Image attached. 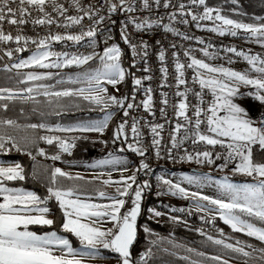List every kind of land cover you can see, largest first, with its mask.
Wrapping results in <instances>:
<instances>
[{
    "label": "snow or ice",
    "instance_id": "1",
    "mask_svg": "<svg viewBox=\"0 0 264 264\" xmlns=\"http://www.w3.org/2000/svg\"><path fill=\"white\" fill-rule=\"evenodd\" d=\"M233 5H238L239 0H230ZM106 5L103 9L107 15H101L100 8L89 7L85 9L80 0H71L72 7L77 12H83L84 15H67L69 11L59 0H0V45L14 42L16 47L8 49L4 52L9 58H12L14 53H22L28 50L29 45H34L35 49L32 55L26 59H19L17 63L11 67L15 69L24 68H56L60 69L68 66H82L93 60L95 55H73L68 56L67 53H57L51 50L53 42L72 41L80 43L85 38H94L97 34L99 24L105 19H110L117 12L125 14H133L142 10H150L153 4L161 5V0H141L139 6L137 0H102ZM171 0H165L163 7L169 8ZM192 5L203 7L202 12H193L190 7L186 8L184 3L178 5V11L173 12L168 17V23H164V18L151 19L149 17H138L129 15L125 23L121 25V39L128 44L135 56L144 58L148 54L149 45L144 42L133 43L128 32L129 26H132L138 33H143L153 28H163V31L174 33L177 36H182V33L176 30L173 26V21H176L179 15V22L188 24L189 20L185 17H190L191 21L196 23L197 28L217 33L220 36L231 35L237 36L240 33L245 35L246 39L254 40L255 43L264 47V22L261 23H245L237 19L229 18L222 14V9L208 6L207 0H190ZM236 12V9L232 10ZM37 13L38 15H33ZM56 13V16H53ZM87 16L93 21V26L86 30L81 28L79 34H53L51 31L43 37H28L21 34L22 29L19 27L25 24L33 26L57 25L65 29L73 25H81L84 17ZM58 17H64L66 23H61ZM264 21V18H256ZM7 21L9 25L17 26V34L13 36L10 32L5 33L3 24ZM209 21L212 23L211 28H206L201 22ZM115 23V21H111ZM184 39H191L183 36ZM91 43V42H90ZM203 44L204 41H199ZM171 47L176 48L175 44ZM0 51H4L0 48ZM190 51H185L184 55L189 58V63H181L179 53L174 52L176 58L175 71L177 89L181 85H186L185 68L194 69L193 83L200 85V90L193 92L196 97V103L189 102V92L187 87L183 91L178 90L176 96L180 97V102L173 104L175 109L177 123L173 128L171 135V146L173 149L180 147L182 141L191 140L193 144L203 142L206 145L220 146L225 149V153H216L213 157V151L203 150L189 153L184 149V155L181 160L196 162L197 164H214L216 160L223 159L224 163L219 165L221 169L234 163V173H239L253 178V183H245L242 185L225 183L221 185L224 191L228 194V201L224 199L212 198L202 195L198 192L189 193L179 183H172L171 180L159 177L166 186V192L173 196L179 195L182 198H193L197 200V208L205 213H215L228 225L233 232L242 233L247 237L254 238L264 244V162H256L253 159V147L259 145L257 151L264 152V121L255 122V118L249 116L245 108L239 106L235 100L242 99L245 95L252 97L260 104L264 105V59L259 55L246 54L236 48H228L227 52L233 53L236 56L243 57L251 66L252 70L259 75L255 78L251 77L247 72H239L225 68L223 66L215 67L208 63L190 55ZM204 55L210 53L205 49ZM122 50L118 45L108 47L99 56L101 67L93 72L87 73L82 77H77L71 80L72 83H80L86 85L77 89L66 90H50L52 86L40 85L38 87H27L13 91L11 89L0 88V101H11L21 99L24 101H36V95L44 97H55L57 100L62 97H80L84 101L97 106L100 110H104L113 105L124 110V116L129 115L128 110L134 105L127 103V97L117 98L115 95H107V84L115 87L116 84L125 79V69L121 66L120 60ZM159 60L163 64L166 59V52L162 49L159 52ZM53 61V62H49ZM161 72L163 78L167 79L168 69L162 67ZM53 79L51 73L37 74L29 73L26 76V82H37ZM151 79V77H148ZM63 81H58L62 83ZM140 79L135 80V85H140ZM240 86H251L255 91L241 93ZM211 95L210 101L205 100V91ZM151 88L146 89L147 98L142 102V106L146 112H152V96ZM52 103L51 100L48 101ZM165 107L169 101L165 94L162 99ZM4 110H7L8 104L0 105ZM189 111L192 115L189 116ZM225 113L220 115V113ZM161 113L166 115L165 108L161 109ZM60 115V112H54ZM182 118L183 123L179 120ZM112 119L111 113H106L102 120L88 121L76 124L74 126H50L45 123L30 124L28 127L37 130L44 129L48 133L57 132H96L101 135L108 127L109 121ZM126 121L121 122L114 132V140L123 138L127 140L125 133ZM201 125L206 126L208 134L201 132ZM7 126L8 128L18 127L16 121L0 120V128ZM163 125L155 124L150 126L152 133V146L156 150V155L160 156V131ZM184 130V135L178 139V134ZM132 139L134 143L128 144V149L132 152L145 156V150L141 143L142 134L139 128V122L133 121L131 125ZM49 145L56 143L61 152L71 154V149L75 147V139L69 142L56 135H44L38 137ZM36 141L33 140L32 143ZM106 143V141H100ZM11 145L16 151H23L15 138L11 135L0 133V153L11 151L7 145ZM123 150V149H122ZM31 155V152L27 153ZM39 155L45 156L43 149L38 152ZM169 158L175 159L172 151H168ZM34 158V157H33ZM53 161L59 160L60 155H52ZM120 163V161H115ZM99 166V165H98ZM127 170V169H125ZM144 170L150 171V166L147 163H141L137 172ZM35 175V173H34ZM64 177L68 180H83L81 176H72L70 173L63 171L60 168H55L51 172L50 185L47 188L48 195L41 197L33 191H27L22 187H10L7 182L24 181L26 179L23 166L18 162L0 161V264H83V259L88 256L95 255L100 249H106L118 254L120 264H147V256L150 255V250L141 255L139 262L134 261L132 257V248L137 241V220L142 211V198L145 190L151 187L146 181L137 184V176L134 172L132 176L124 177L118 181L111 179L102 180L101 183L107 186H115V193L109 195L101 189H94L92 192L77 187H64L58 178ZM205 177L186 176L182 180L188 183H197ZM99 179V177H97ZM130 181V182H129ZM85 183H94V181H86ZM136 185L133 189V185ZM131 196V207L121 212L125 204L128 202L124 197ZM55 200L64 217L61 225V230L64 233H71L75 236L81 248H74L69 238L60 235L53 230L45 234H37L35 231L29 230L30 225L47 226L49 228L55 223L53 219L47 218L50 213V208L47 206L49 200ZM93 199H99L104 202H92ZM199 201H205L208 205L214 206L208 208ZM150 213L149 219L164 215L161 211L155 208H148ZM171 211H185V209L172 208ZM173 222H180L177 217H170ZM105 223H111V228H103ZM146 233L152 234L147 227L144 228ZM201 235L204 233L201 231ZM224 237L223 231L220 233ZM228 237L214 238L211 235L207 236V240L213 244L220 246L224 250L236 253L237 256L232 259L243 256L252 258L254 253H259V259L264 261V248H257L252 244L243 243L236 240L235 243L227 242ZM246 249H251L247 251ZM196 257H201L200 260L183 257L185 260H190V264H229V259H225L223 255H206L204 252L187 249ZM244 264H248L247 260Z\"/></svg>",
    "mask_w": 264,
    "mask_h": 264
},
{
    "label": "trees",
    "instance_id": "2",
    "mask_svg": "<svg viewBox=\"0 0 264 264\" xmlns=\"http://www.w3.org/2000/svg\"><path fill=\"white\" fill-rule=\"evenodd\" d=\"M88 1V0H84ZM190 1V0H187ZM208 6L222 9V14L227 15L229 18L237 19L245 23H261L264 21L258 20L256 18H264V0H239L238 5H233L230 0H207ZM236 9V12L232 10ZM114 34L116 41L119 42L123 51V66L126 70V87H125V97L128 99L126 103H132L138 106L142 93L139 87H135L134 78L140 75L139 66L133 63L134 59L131 56L129 48L121 42L120 33L118 30L119 23L115 22ZM243 34V33H242ZM210 44H214L217 50L224 48L223 44L216 41H209ZM33 50V49H32ZM32 50L23 52L21 54H14V58L20 56H28ZM182 57V53H180ZM6 66V61L0 56V88L8 86V81L6 77H11L7 74L4 67ZM141 67V66H140ZM138 72V73H137ZM12 84L15 83L14 80L11 81ZM57 81H51L50 84H54L55 89H67L72 88L71 84H61L58 85ZM57 87V88H56ZM51 100L52 103L49 104L48 101ZM8 104L7 110L0 107V120H14L16 121L18 127L8 128L4 126L0 128V133L11 135L15 138L19 146L24 149L23 151H16L11 145H7L11 148V151L7 154H3L7 161H13L20 163L25 172L26 179L24 181H15L8 183L11 187H22L25 190L33 191L45 197L48 195L47 188L50 185L51 172L55 169L54 165L49 161V163L42 161L41 155L38 154L40 149H43L46 153V157L50 159L52 155L59 154L60 159L55 160L59 162H88L90 160L91 153L96 149V146L100 143L93 142L89 138H85L80 134H68V133H48L44 130H33L28 126L30 124H41L45 123L50 126H72L74 124L91 121L98 119L101 116L99 112L100 109L90 104L88 101H84L80 97H62L58 100L55 97H44L39 96L36 101L26 102L21 99L15 100H5L0 101V105ZM54 112H60V115L54 114ZM118 119L112 121L109 132L108 139L110 141L114 140V132L116 131ZM44 135H56L69 142L75 139V147L71 149V154L61 152L58 145L53 143L52 145L47 144L38 137ZM35 140V143L32 141ZM120 140V139H119ZM115 140V142L119 141ZM260 146L255 145L253 147V159L256 162H264V152L257 151ZM31 152V155L27 153ZM127 153L130 159H135L136 155L133 153ZM2 155V154H1ZM34 157V158H33ZM176 159V158H175ZM175 161V160H174ZM170 169L177 171H187L188 169L183 164H175L169 167ZM35 173V175H34ZM233 181H238L241 183L250 182V178L244 177H229ZM58 181L61 185L66 187L77 186L82 183V180H68L64 177H59ZM147 182L151 185L150 188L145 190L142 198V211L137 220V241L132 248V257L134 261L139 262L140 257L143 253L150 250V255L147 258V264H190V260H185L183 257L177 255L165 244H160L158 242L154 243L151 239L152 237L144 231V224H149L153 229L157 230L162 234L173 235L177 239L184 241L185 243L205 252L212 254H220L228 257L237 256L236 253H232L228 250L222 249L220 246L213 244L207 240V236H220L221 231L224 233V237H229L233 240H240L243 243L252 244L257 248H264V244L260 241L247 237L242 233L233 232L232 229L225 225L224 222L218 218L212 221H202L200 215L194 213L192 217H189L188 211H183L182 216H184L189 223L185 222H166L164 224H157L149 221L148 219V208L152 207H162L163 209H172L173 207L180 208L181 206L186 209V205L179 203H172L158 194L156 187V182L153 179L143 178L141 183ZM48 206L53 215V220L55 223L51 228L47 226H31L29 230L35 231L39 234H45L50 231H57L61 235H65L69 240L76 246L78 240L70 233H64L61 230V225L64 221L62 210L60 209L58 203L53 199L49 200ZM203 223L207 228L200 227L198 224ZM201 231L204 235H201ZM258 254V253H257ZM195 260H200L194 258ZM237 260H247L252 264H264L259 258H246L239 256L235 258Z\"/></svg>",
    "mask_w": 264,
    "mask_h": 264
},
{
    "label": "built area",
    "instance_id": "3",
    "mask_svg": "<svg viewBox=\"0 0 264 264\" xmlns=\"http://www.w3.org/2000/svg\"><path fill=\"white\" fill-rule=\"evenodd\" d=\"M81 4L85 9L90 6L93 8H100L101 15H107V13L103 10L106 9V5L102 3V0H80ZM141 0H137V5ZM165 0H161V5L156 6L153 4V7L150 10H142L133 14H125L124 12H117L113 14L110 19H105L103 23L96 26L97 34L94 38H85L80 43H74L72 41H63V42H53L51 45V50L57 53H67L68 56L73 55H92L93 51L99 47L101 43V35L105 30L110 29L114 23L111 21H115L119 23L120 29L121 25L125 23L126 19L129 15H135L138 17H149L151 19L164 18V23H168V17L173 13L178 11V5L180 3H184L186 8L190 7L193 12H202L203 7L199 5H192L190 1L187 0H171L170 7L164 8ZM59 3L63 4L66 8L69 9L67 15H84L83 12H77L74 7H72L71 0H59ZM33 15H38L37 13H33ZM53 16H56V13H53ZM189 20L188 24H182L179 22L180 17L177 16L176 21H173V26L177 31L182 33V36H177L174 33H168L163 31V28H153L147 30L143 33H138L134 30L132 26H129L128 32L130 34L131 40L133 43L144 42L149 45L148 54L146 57L141 58L140 56H135L134 58L138 62V64L144 70L146 74V80L142 84L141 93L142 98L138 106H135L132 109H129V115L127 117L124 116V110L122 109L119 113L118 124L123 121H126L125 133L128 137L127 140L121 138L117 142H113L110 147L111 154H120L124 152H129L136 154L128 149L129 143H134L132 139L131 133V125L133 121L139 122L140 132L142 134L141 143L145 150V156H140L141 163H147L150 166V171H139V178H152L155 171L160 168L166 161L169 160L168 151L171 150L172 154H179V156H183L184 149H187L189 153L194 151H203L209 150L214 151L218 149V146L215 149H212V146L206 145L203 142L193 144L191 140L182 141L181 145L177 149H173L171 146V135L173 134V128L177 123V117L175 109L172 107L173 104H177L180 102V97L176 96V92L178 90L183 91L185 87L190 89L189 92V102L196 103V97L193 96V92L200 90V85L198 83H193V76L195 74L194 69L185 68V80L187 81L186 85H181L179 89H177V81H176V71H175V63L176 58L173 56V53H184L185 51H199L204 52L203 50H207L209 52H213L216 50V46L214 44H210L209 41H216L223 44L224 48L221 49V53L225 54L229 59L234 61H243V57L236 56L233 53H229L226 51L228 48H236L239 51H244L245 48L250 47L251 40L246 39L245 35L240 33L237 36L224 35L220 36L217 33H213L211 31L205 30L204 28H197L196 23L191 21L190 17H185ZM61 23H66L64 17H58ZM206 28H211L212 23L209 21L201 22ZM93 26V21L90 20L87 16L84 17L81 25H73L70 28L58 27L57 25H44V26H33L32 24H25L19 26L22 29L21 34L28 37H43L51 31L53 34H79L81 28L87 29ZM3 28L5 33H11L13 36L17 34V26L9 25L7 21L4 22ZM183 36L190 37L191 39H184ZM199 41H204L203 44L199 43ZM91 42V43H90ZM175 44L177 47L173 48L171 45ZM16 45L14 42H9L3 45H0V48H3L4 51H0V56L6 61L9 57L4 55V52L8 49L15 48ZM34 45H29L28 50L30 51L34 49ZM164 50L166 52L165 62L162 64L159 60V52L160 50ZM24 51V52H26ZM23 53V52H22ZM16 54V53H14ZM20 54V53H17ZM181 63H189L187 59H180ZM167 67V79L163 78L161 68ZM151 77V79H148ZM151 88L150 95L152 96L153 104H152V112H146L142 106V102L146 100L147 93L146 89ZM205 91V100L210 101L212 99L211 95L207 90ZM167 95V99L169 104L167 107L162 103V99L164 95ZM165 108L166 115L161 113V109ZM264 113V108L259 104H250L249 114L252 118L259 119L262 118V114ZM192 115V112L189 111V116ZM180 123H183L182 118L179 120ZM155 124L163 125V129L160 131V135L158 139H160V156L156 155V150L152 146V133L150 131V126ZM201 132L206 134V126L201 125ZM184 135V130L182 129L181 133L178 134V139ZM123 149V150H122ZM140 163V164H141ZM135 188V187H134ZM171 215L172 217L182 218V213L180 211H171V209H166L163 211Z\"/></svg>",
    "mask_w": 264,
    "mask_h": 264
},
{
    "label": "rangeland",
    "instance_id": "4",
    "mask_svg": "<svg viewBox=\"0 0 264 264\" xmlns=\"http://www.w3.org/2000/svg\"><path fill=\"white\" fill-rule=\"evenodd\" d=\"M118 30H119L120 38H121L120 26L118 27ZM121 42L129 48V50L131 52V56L134 59L133 63L135 65L139 66L140 75L138 77L134 78V85H135V80L140 79L142 81V83L138 86L135 85V87H139V89H141L142 84L146 80V74L144 73V70L142 69V67H140V65L138 64L136 59L134 58V55H133L132 50L129 47V45L125 44V42L122 39H121ZM250 44H251V46L245 48L243 52H245L246 54H251V55H259L262 59H264V47H261L259 44L255 43L254 40H251ZM113 45H118L121 48V45L119 44V42L116 41V37L114 34V26H112L110 29L102 32L101 43H100L99 47L93 51V54H92V55H95L96 58L89 61L88 64H85L82 66L73 65V66L63 67L60 69H56V68L44 69V68H36V67L24 68V69H15L11 66L13 64L17 63L19 59L29 58L32 55V52L35 48L32 50V52L28 56L23 57V56L19 55L18 57L14 58V55H13L12 58H8L6 60V66L4 67L6 73L11 75L10 78L6 77V80L8 81V86L4 87V88L11 89L13 91H17V90H21V89H26L27 87H30V86L31 87H38L40 85H45V86H52L50 90H53V91L60 90V89H55L53 86L54 84L49 83L52 80L53 81L56 80L57 81L56 83L58 85L71 84L72 88H67V89H77L79 87H84L86 85H83L80 83H72L70 81L75 80L77 77H82L85 74L93 72L96 69L100 68L101 67V60H100L99 56H102L103 52L108 47H111ZM121 50H122V48H121ZM209 53H210V55L205 56L204 52L190 51L191 56L195 57L196 59H200V60L204 61L205 63H208L211 66H215V67L223 66L225 68H229L231 70L239 71L242 73L247 72L253 78H255L259 75L257 72L252 70L251 66L249 65V63L245 59L243 61H239V62L231 60L225 54L221 53V50H217V49L215 51L209 52ZM180 59L189 60V58L186 57L184 55V53H182V57L180 56ZM49 62H53V61H49ZM120 63H121V66L125 69V67L123 66V51H122ZM33 72H35L37 74L51 73L53 76V79L37 81V82H26V83L21 82V81H26L27 74L33 73ZM126 75L127 74H126V70H125V79L122 82L116 84L115 87H113L111 84L106 85L107 90H108L107 95H109V96L115 95L117 98H124L125 97ZM262 78H264V77H262ZM12 80H14L15 83L12 84V82H11ZM58 81H63V82L58 83ZM62 90H66V89H62ZM251 91H255V89L252 88L251 86H247V87L240 86V92L241 93H248ZM34 95H36V98H38L39 96H43V95H39V94H34ZM31 101L32 100H28L26 102H31ZM235 102L239 106L245 108L248 113H249L250 104L255 103V104L262 105L258 101L254 100L252 97L247 96V95H245L244 98H242V99H236ZM126 105H127V103H125V107H126ZM262 106L264 108V105H262ZM121 110H122V108L113 105L109 108L104 109L103 111L100 110L99 112L101 113V116L98 119L91 120V121L102 120L104 118V116L106 115V113L112 114V119L109 121L108 127L105 129V131L102 135L100 133H96V132H89V133L60 132V133L80 134L85 138H89L94 142L100 143V145L97 146L96 149L91 153L90 160L91 159L95 160V159L100 158L102 156L101 153L105 150H108L109 155H115V154L110 153V147H111L112 143L115 142V140L110 141L108 139V132H109L112 121L118 119L119 113L121 112ZM224 114L225 113H223V112L220 113V115H224ZM249 116H250V114H249ZM260 121H264V113L262 114V118L255 119L256 123H259ZM85 122H88V121H85ZM80 123H82V122H80ZM77 124H79V123H77ZM118 125H117V127H118ZM72 126H74V125H72ZM62 127H68V125L62 126ZM40 130H44V129H40ZM206 134H208V133H206ZM100 141H106V143H101ZM7 153H9V152H7ZM7 153H0V161L13 162V161H7L4 158L3 154H7ZM216 153L224 154L225 149L221 148L218 145V149L213 151V157H215ZM123 154L127 155L130 159V156L127 153H123ZM117 155L118 154H116V156ZM134 155H136V154H134ZM173 156L176 157V159L169 158L168 161H166L160 168H158L155 171L153 177L150 179H153L156 182V187L158 190V194L160 196H162L163 198H165L166 200H168L172 203H179L182 205H186L185 211H188L189 217H192V215L194 213H196V214L200 215V219L202 221H205V220L212 221L214 219L219 218V216L216 215L215 213H205V212L200 211L196 206L198 203L197 200H195L193 198H182L179 195L173 196L171 194H168L166 192V186L163 185V183L160 179H158L159 177H163L164 179L171 180L172 183H174V184L179 183L189 193L198 192L202 195H206V196H209L212 198L224 199L226 202L228 201V194L221 187V185L223 183H225L226 178H227V181H226L227 183H232V184H237V185H242L245 183H253L254 182L252 177L242 175L239 173H234L233 172V168L235 167L234 163H230V164H228L227 167L221 169L219 167V165L224 163L223 159L216 160L214 164H207V163L197 164L194 161L189 162L187 160H181L180 157H182V156H179V154H175ZM41 159H42V161H45L47 163H49V161H50L54 165V167L56 165L60 166L59 161L49 160V158H47L46 156H43ZM130 160L135 165L137 184H141L142 179L139 178V172L136 171L137 168H139V166H140L141 158H140V156L136 155L135 159H130ZM114 163L115 162H110L109 164L112 167H115ZM173 163L183 164L188 170L187 171H177V170L170 169L169 167H171V165H173ZM104 176L106 177V179H113L115 177L118 178L119 175L115 174V171L110 168V169H105ZM186 176L205 177V178L200 179L199 185H197V183H195V182L194 183H188L187 181L182 180V178L186 177ZM229 177L250 178L251 181L241 183L238 181H233ZM8 183H10V182H7V184ZM134 187H136L135 184L133 185V189H135ZM106 192L109 195H112L115 193V188H109ZM124 199L128 202L125 204L124 209L121 210L122 213L132 206L131 205V199H132L131 196L124 197ZM0 202H2V199H0ZM92 202L107 203L108 201H101L99 199H93ZM199 203L204 204L208 208L214 207L212 205H208L207 202H205V201H199ZM152 208H155L156 210L161 211L162 213H164L163 211L166 210V209H163L162 207H152ZM173 208H175V207H173ZM175 209H177V207ZM178 209H184V207L181 206ZM49 215H51L53 217L51 211H50ZM149 216H150V213H148V219H149ZM170 217H172V216L167 214V213H164V215H162L160 217H153V218L149 219V221H151L153 223H157V224H164L168 221L173 223V220L170 219ZM179 221L189 223V221L184 216H183V219L179 218ZM31 226H39V225H30L29 227H31ZM198 226L207 228L203 223L198 224ZM102 227L103 228H111L112 224L111 223H105L102 225ZM145 227H147L151 230L152 234H149V233H147V234L152 237L151 239L153 240L154 243L158 242L160 244H165L167 248H169L171 251H173L174 253H176L177 255H179L181 257H189L190 259H194V258L202 259L201 257L194 256L192 253L188 252L187 249H193L195 251H201V252H204L206 255H209V256L210 255H220V254H212L209 252H205L203 250H199V249L185 243L184 241L177 239L173 235L162 234V233L158 232L157 230L153 229L149 224H144L143 228H145ZM37 234H39V233H37ZM63 236H65V235H63ZM213 237L214 238H221L219 236H213ZM227 242L235 243L236 240L228 239ZM72 245L74 248H77V249L81 248L79 241H78L76 246L73 243H72ZM246 250L251 251V249H246ZM146 252H148V251H146ZM223 256L225 259H229V264H244V261H245V260L232 259L231 257L225 256V255H223ZM259 256H260L259 253L258 254L254 253L252 258H259ZM117 257H118V254L113 253L109 250L100 248L96 252L95 255L85 257L83 259V264H120V261ZM148 257H149V255L147 256V258ZM248 264H252V263L248 262Z\"/></svg>",
    "mask_w": 264,
    "mask_h": 264
},
{
    "label": "crops",
    "instance_id": "5",
    "mask_svg": "<svg viewBox=\"0 0 264 264\" xmlns=\"http://www.w3.org/2000/svg\"><path fill=\"white\" fill-rule=\"evenodd\" d=\"M101 154L102 156L100 158L95 159V160L91 159L88 162H76V163L60 162V166L56 165L55 168H60L63 171L70 173L72 176L83 177L84 178L82 180L83 182L80 183L79 186L87 190L88 192H92L94 189H101V190L107 191L109 188H115V186L106 187L105 185L101 183L102 180H107L106 177L104 176L105 169L111 168L115 171V174L119 175L118 178L115 177L111 179L112 181L120 180L122 175L124 177L132 176L133 173L135 172V165L133 164V162L129 159L127 155L123 153L118 154L117 156L109 155L108 150L103 151ZM115 161H120V163H116ZM110 162H115L114 163L115 167H112L109 164ZM97 177H99V179H97ZM86 181H94V183H85ZM47 218L53 219V217L49 214L47 215Z\"/></svg>",
    "mask_w": 264,
    "mask_h": 264
}]
</instances>
